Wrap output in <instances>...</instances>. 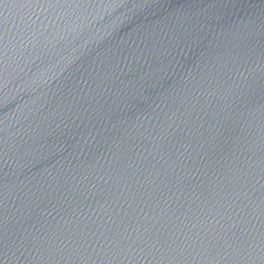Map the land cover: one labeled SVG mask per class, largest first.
Masks as SVG:
<instances>
[{
	"label": "water",
	"instance_id": "1",
	"mask_svg": "<svg viewBox=\"0 0 264 264\" xmlns=\"http://www.w3.org/2000/svg\"><path fill=\"white\" fill-rule=\"evenodd\" d=\"M0 264H264V0H0Z\"/></svg>",
	"mask_w": 264,
	"mask_h": 264
}]
</instances>
